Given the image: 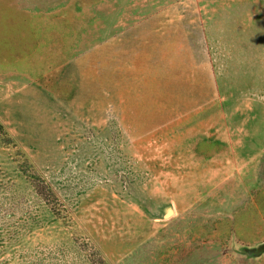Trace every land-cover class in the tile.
I'll use <instances>...</instances> for the list:
<instances>
[{
  "label": "rangeland",
  "instance_id": "obj_1",
  "mask_svg": "<svg viewBox=\"0 0 264 264\" xmlns=\"http://www.w3.org/2000/svg\"><path fill=\"white\" fill-rule=\"evenodd\" d=\"M22 4L0 264H264V0Z\"/></svg>",
  "mask_w": 264,
  "mask_h": 264
},
{
  "label": "crops",
  "instance_id": "obj_2",
  "mask_svg": "<svg viewBox=\"0 0 264 264\" xmlns=\"http://www.w3.org/2000/svg\"><path fill=\"white\" fill-rule=\"evenodd\" d=\"M27 14L29 22L24 20ZM31 14L33 11L24 7L22 0H0V72L20 68L23 56H35L41 61L51 48L48 37L52 40V32L47 22L35 23ZM35 37L37 44H33Z\"/></svg>",
  "mask_w": 264,
  "mask_h": 264
},
{
  "label": "water",
  "instance_id": "obj_3",
  "mask_svg": "<svg viewBox=\"0 0 264 264\" xmlns=\"http://www.w3.org/2000/svg\"><path fill=\"white\" fill-rule=\"evenodd\" d=\"M263 249H264V247H263Z\"/></svg>",
  "mask_w": 264,
  "mask_h": 264
}]
</instances>
